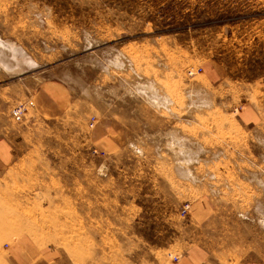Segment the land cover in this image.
Instances as JSON below:
<instances>
[{
  "label": "rangeland",
  "instance_id": "obj_1",
  "mask_svg": "<svg viewBox=\"0 0 264 264\" xmlns=\"http://www.w3.org/2000/svg\"><path fill=\"white\" fill-rule=\"evenodd\" d=\"M0 122V264H264V0H0Z\"/></svg>",
  "mask_w": 264,
  "mask_h": 264
},
{
  "label": "crops",
  "instance_id": "obj_2",
  "mask_svg": "<svg viewBox=\"0 0 264 264\" xmlns=\"http://www.w3.org/2000/svg\"><path fill=\"white\" fill-rule=\"evenodd\" d=\"M40 104L38 108L42 110V102L39 100ZM111 133L109 130L107 133H99L97 131L98 142L103 141L105 138H110ZM13 137L11 131L8 130V126L5 123L0 122V170L7 168L12 162V158L15 156L12 148Z\"/></svg>",
  "mask_w": 264,
  "mask_h": 264
},
{
  "label": "built area",
  "instance_id": "obj_3",
  "mask_svg": "<svg viewBox=\"0 0 264 264\" xmlns=\"http://www.w3.org/2000/svg\"><path fill=\"white\" fill-rule=\"evenodd\" d=\"M25 112H26V106H19L16 107L12 110L11 115H13V118L17 121V122H22L23 118L25 116ZM190 208V205H187L184 209H183V214H186L188 212Z\"/></svg>",
  "mask_w": 264,
  "mask_h": 264
}]
</instances>
